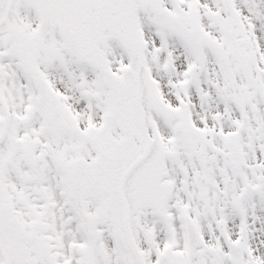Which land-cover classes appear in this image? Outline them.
Masks as SVG:
<instances>
[{"label":"snow or ice","instance_id":"obj_1","mask_svg":"<svg viewBox=\"0 0 264 264\" xmlns=\"http://www.w3.org/2000/svg\"><path fill=\"white\" fill-rule=\"evenodd\" d=\"M0 264H264V0H0Z\"/></svg>","mask_w":264,"mask_h":264}]
</instances>
